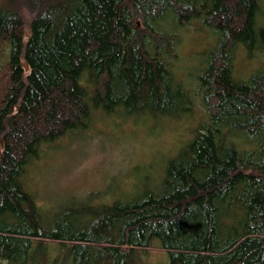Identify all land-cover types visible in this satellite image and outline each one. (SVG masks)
Returning <instances> with one entry per match:
<instances>
[{
    "label": "trees",
    "instance_id": "obj_1",
    "mask_svg": "<svg viewBox=\"0 0 264 264\" xmlns=\"http://www.w3.org/2000/svg\"><path fill=\"white\" fill-rule=\"evenodd\" d=\"M32 1L0 7V260L136 264L137 252L157 248L167 264H264V57L253 53L264 49L263 1L61 0L34 10ZM18 9L30 16L27 32ZM191 22L214 39L195 90L175 77L180 37L168 27ZM238 49L253 64L247 75L237 73ZM194 104L198 123L152 180L156 167L133 170L142 181L128 197L88 196L46 219L26 191L39 148L84 133L94 118L161 125Z\"/></svg>",
    "mask_w": 264,
    "mask_h": 264
},
{
    "label": "rangeland",
    "instance_id": "obj_2",
    "mask_svg": "<svg viewBox=\"0 0 264 264\" xmlns=\"http://www.w3.org/2000/svg\"><path fill=\"white\" fill-rule=\"evenodd\" d=\"M58 1L61 0H35L28 7L34 10L40 3L46 5ZM262 1L261 19L264 18ZM7 3L8 0H0V7ZM18 13L25 23L23 32H27L30 16L27 12L22 14L19 9ZM195 26L193 22L187 28L168 26L170 31L180 37L171 59L175 77L191 90H195L198 62L214 43L210 31L201 24L192 33ZM6 52L7 47L0 45V65L7 61ZM256 52L260 53L259 58L264 57L262 46L256 44L253 53ZM241 55L238 49L235 66L240 76L253 70V64L243 61ZM243 55L246 58L244 51ZM259 58L252 56L247 59L257 67ZM196 104L189 117L163 122L161 125L152 119L135 121L115 115L111 118H94L84 133L67 134L58 138L53 148H39L38 157L26 168L24 187L46 219H53L55 214L88 196L93 204H110L116 197H128L134 191L132 187L142 181L140 174L134 175L133 170L138 166L146 167L147 164L156 167L148 171V179L152 180L160 172L162 158L173 150L172 145L184 141L187 131L198 123L194 120L200 111ZM157 244L158 241L153 239L152 245ZM56 254L55 245L47 243L45 258L51 259ZM135 259L136 264H167L169 255L155 248L137 252ZM0 264L4 262L0 260Z\"/></svg>",
    "mask_w": 264,
    "mask_h": 264
},
{
    "label": "water",
    "instance_id": "obj_3",
    "mask_svg": "<svg viewBox=\"0 0 264 264\" xmlns=\"http://www.w3.org/2000/svg\"><path fill=\"white\" fill-rule=\"evenodd\" d=\"M262 177L264 178V175H262Z\"/></svg>",
    "mask_w": 264,
    "mask_h": 264
}]
</instances>
